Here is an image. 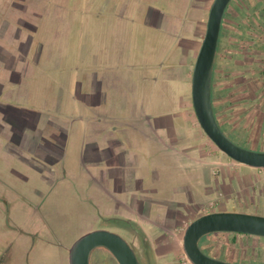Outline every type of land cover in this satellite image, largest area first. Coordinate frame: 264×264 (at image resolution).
<instances>
[{
  "label": "rangeland",
  "instance_id": "rangeland-1",
  "mask_svg": "<svg viewBox=\"0 0 264 264\" xmlns=\"http://www.w3.org/2000/svg\"><path fill=\"white\" fill-rule=\"evenodd\" d=\"M212 2L0 0V103L24 114L0 112V264H69L68 250L83 235L94 230L122 235L95 185L94 179L108 180L90 162L94 142L106 147L120 141L127 158L138 164L128 168L130 179L142 180L165 200H183L178 190L188 185L193 198L205 202L212 197H205L204 183L221 172L246 181L249 191L258 182L264 188V170L218 151L192 109L191 74ZM149 12H157L152 21ZM92 101L98 103L94 108ZM260 116L264 122V111ZM9 121L28 128L23 140L57 135L61 151L51 161L24 152L12 141L21 138L11 133ZM260 133L251 148L264 152V125ZM154 135H165V149L152 143ZM171 141L194 160L183 157L179 165ZM252 200L249 194L244 205L228 202L222 210L264 216V201ZM130 235L140 248L142 259L134 250L140 264H188L181 237L166 254L155 253L153 242L142 241L139 233ZM219 242L227 248V238ZM240 242L245 255L240 264H264V238ZM113 259L99 248L90 264H116Z\"/></svg>",
  "mask_w": 264,
  "mask_h": 264
},
{
  "label": "flooded vegetation",
  "instance_id": "flooded-vegetation-1",
  "mask_svg": "<svg viewBox=\"0 0 264 264\" xmlns=\"http://www.w3.org/2000/svg\"><path fill=\"white\" fill-rule=\"evenodd\" d=\"M211 98L213 112L221 131L233 143L237 139V142L243 143L247 149H252L251 146L256 143L264 125L260 116L264 111V0H231L227 5L214 58ZM258 138L260 139V136ZM123 156L121 151L115 158L120 169ZM132 162L133 165L137 164L136 161ZM211 174L215 175L213 169ZM219 175L220 181L209 179L208 183H204L205 197H212L205 202H197L188 185L178 190V195H183V200H165L159 197L157 191L145 188L133 190L142 196L137 202L131 197L124 202L111 199L114 213L110 218L122 235L117 234L136 251L140 259V248L130 239L131 233L134 236L139 233L142 241L151 240L155 253L162 250L166 251V254H172L175 248L172 240L183 237L180 233L183 225L186 228L188 224L207 214L227 212L222 209L228 202L244 205L249 194L253 204L256 198L259 205L264 201L261 182L256 185L257 189L253 187L249 191L245 189L246 181L239 178H233L232 181L230 173L221 172ZM119 189L123 190L125 186L121 184ZM116 194L122 195L123 191ZM135 223H141V228L135 229ZM244 237L250 235L215 232L202 237L199 247L210 257L240 264L245 260L240 242V238L242 240ZM225 238L228 239L227 248L219 242ZM231 241H234L233 244ZM141 247L145 249L143 245Z\"/></svg>",
  "mask_w": 264,
  "mask_h": 264
},
{
  "label": "water",
  "instance_id": "water-1",
  "mask_svg": "<svg viewBox=\"0 0 264 264\" xmlns=\"http://www.w3.org/2000/svg\"><path fill=\"white\" fill-rule=\"evenodd\" d=\"M231 0H213L205 33L198 49L190 80V97L196 121L204 135L232 161L252 169H264V152L233 143L217 124L211 98L214 58L222 17ZM215 232L240 233L264 237V216L240 212H216L194 220L185 228L182 251L190 264H235L205 254L199 240ZM103 248L118 264H140L133 249L117 233L94 230L77 239L68 250L69 264H90L91 253Z\"/></svg>",
  "mask_w": 264,
  "mask_h": 264
},
{
  "label": "crops",
  "instance_id": "crops-1",
  "mask_svg": "<svg viewBox=\"0 0 264 264\" xmlns=\"http://www.w3.org/2000/svg\"><path fill=\"white\" fill-rule=\"evenodd\" d=\"M152 10V9H150ZM156 11V10H155ZM153 12H149L148 15L152 14ZM153 15H157V12H154V14H152L151 17V21L153 19ZM156 21L157 19H155V26H156ZM3 86L0 84V95L2 94L3 91ZM93 101H94V96L92 97ZM92 101V102H93ZM96 104V105H95ZM98 103L93 102L91 103V108H94L95 106H97ZM0 105H2V107H0V112H3V114L5 112H7L8 110H15L17 111V115L18 112H20V115H23V113H21V111L19 109H16L12 106L6 107V105L0 103ZM8 108V109H7ZM7 110V111H6ZM9 113V112H7ZM1 114V115H3ZM18 117V116H17ZM15 119H17L15 117ZM18 122L20 121V117L17 119ZM24 123L27 121V119L23 120ZM14 121H9V127L11 130V133L13 132L14 136H18L19 139L21 138L20 142L16 139H13L12 141L15 143H17V145L22 148V150L24 152L29 153L30 155H34L36 157H41L42 160H48L50 159V161L53 159L52 156L58 152H60V147L57 148L55 141H57V139H59L57 137V135H52L53 137H51L50 139L43 137L42 133H39V135H35L34 137L30 136V140L28 141L27 139L23 140L24 137V129L26 128L25 125H23L21 128H17L15 125L12 126V123ZM15 123V122H14ZM167 125V124H166ZM33 127V130H37V126L34 124L30 123V128ZM57 127V126H56ZM59 128V127H57ZM159 128H166V126H162ZM158 128V129H159ZM3 128L0 127V130H2ZM17 129H20V131H18ZM28 129V128H26ZM56 129V128H55ZM161 130V129H159ZM26 136V135H25ZM150 138H154L152 139V143H158V144H163V148L165 149V135L159 136V135H154ZM171 138V137H169ZM33 139L35 140L34 142ZM43 142V147L40 146H35L38 145L37 143ZM109 143V140L106 141V144ZM171 146H175L176 141H171ZM175 143V144H173ZM122 143L118 140H114L111 141L110 146H106V147H100L98 146V144L96 142H94V150H93V157L92 160L90 162L93 163L94 167L97 168V171L99 172L100 175H103L104 177H106L105 179L108 180L106 183H103V181L100 180H95V185L98 189V191L100 192V195H102L104 197V202H109V204L111 205V207L108 209L107 207H104L105 209H107V212L109 213V216H112V214L114 213L113 208L112 207V200L111 199H116L118 201H125L127 199L133 198L134 202H137L138 200H140L142 198V196H139V194H137L135 191V189L138 188H143V181L142 180H137L135 177L133 179H130L129 173H128V168H130L131 165V161H136V159L131 158L128 159L127 158V154L125 152V150H122L121 146ZM123 152L124 153V160L122 163V168L120 169L117 164V162L115 161L116 156L118 155L119 152ZM40 153V154H39ZM172 159L174 160V158L178 159V164H181L182 158L184 157V159L188 160V161H193V157L189 156V155H182L180 151L175 150L174 147V152L172 153ZM85 159V158H84ZM134 159V160H133ZM213 164V163H212ZM138 164H135L133 166H137ZM144 169L145 166H142ZM154 174V178L158 177V171H153L152 172ZM106 176H105V175ZM102 177V178H104ZM102 180V179H101ZM124 185L125 189L121 190L119 189L120 185ZM149 189H153L155 191H158L155 188H149ZM148 190V189H146ZM123 191L122 195L116 194V193H121Z\"/></svg>",
  "mask_w": 264,
  "mask_h": 264
},
{
  "label": "built area",
  "instance_id": "built-area-1",
  "mask_svg": "<svg viewBox=\"0 0 264 264\" xmlns=\"http://www.w3.org/2000/svg\"><path fill=\"white\" fill-rule=\"evenodd\" d=\"M188 264H190L189 262H187Z\"/></svg>",
  "mask_w": 264,
  "mask_h": 264
}]
</instances>
